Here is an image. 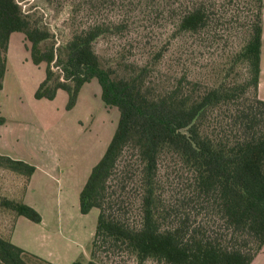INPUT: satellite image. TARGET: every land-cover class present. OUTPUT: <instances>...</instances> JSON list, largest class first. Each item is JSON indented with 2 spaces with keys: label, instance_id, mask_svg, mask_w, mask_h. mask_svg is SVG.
<instances>
[{
  "label": "trees",
  "instance_id": "16d2710c",
  "mask_svg": "<svg viewBox=\"0 0 264 264\" xmlns=\"http://www.w3.org/2000/svg\"><path fill=\"white\" fill-rule=\"evenodd\" d=\"M252 3L246 36L232 62L244 64L248 77L199 91L184 77L157 90L148 80L147 64L136 65L130 73L105 65L93 48L102 32L99 25L74 32L54 46L48 29L32 24L15 0H0V89L9 37L18 31L29 43L32 63L45 64L36 99L51 100L64 90L70 109L83 84L95 78L104 103L118 109L111 140L79 192L82 214L98 209L90 258L71 264H98L96 255L105 247L130 252L137 264L148 259L164 264H250L259 252L264 244V100L257 93L263 0ZM174 4L181 9L180 31L198 34L207 26L205 0ZM129 151L139 164L138 179L124 160ZM165 155L175 157L189 173L187 192L174 209L162 202L158 176ZM0 168L21 174L23 184L35 170L30 163L1 154ZM134 182L139 189L138 224L126 216ZM0 206L33 222L41 220L21 201L0 195ZM22 251L0 236L4 264H27Z\"/></svg>",
  "mask_w": 264,
  "mask_h": 264
},
{
  "label": "rangeland",
  "instance_id": "374dc122",
  "mask_svg": "<svg viewBox=\"0 0 264 264\" xmlns=\"http://www.w3.org/2000/svg\"><path fill=\"white\" fill-rule=\"evenodd\" d=\"M15 1L32 24L48 29L54 46L70 39L74 32L93 25L101 26L102 32L93 42L101 61L114 66L118 73H130L136 65H149L148 80L157 90L170 87L180 77L189 81V87L195 86L199 91L223 80L241 82L248 77L244 64L232 66V62L246 36L252 0H205L209 7L208 24L198 34L178 29L181 9L176 8L174 0ZM28 47L22 32L10 34L7 97L22 99L16 104L31 112V119L24 121L29 128L26 136L34 144L39 142L51 149L54 147L57 159L62 162L66 185L78 183L81 188L111 140L118 109L104 103L95 78L83 84L70 109L66 108L68 96L64 90H59L52 100L36 99L34 91L44 78L45 64H33ZM124 160H129L130 169L136 175L134 178L138 179L136 156L129 151ZM188 174L175 157L165 155L161 159L158 178L162 202L168 208L174 209L176 200L187 192ZM10 180L0 171L1 193ZM130 185L126 216L129 223L138 224L141 220L138 183ZM63 192L64 187L62 195ZM60 199L59 193L57 200ZM7 210L0 206V221L5 218L10 227L12 216L9 210L6 215ZM97 215L98 209L93 207L81 218L71 220L74 229H66L63 225L67 231L59 239L57 250L64 251L72 242L80 243L87 250V259L79 257L78 253L76 256L80 261H87ZM95 259L98 264H137L134 256L124 249L102 248ZM143 264L164 263L148 259Z\"/></svg>",
  "mask_w": 264,
  "mask_h": 264
},
{
  "label": "crops",
  "instance_id": "0c3cea01",
  "mask_svg": "<svg viewBox=\"0 0 264 264\" xmlns=\"http://www.w3.org/2000/svg\"><path fill=\"white\" fill-rule=\"evenodd\" d=\"M8 68L6 61V70L0 89V94H3L0 95V117L4 118V122L0 124V154L30 163L35 166V170L28 181L23 184L24 178L21 174L0 168L1 172L4 171L5 175L12 179L6 185V190L3 193H1L2 190L0 191V195L31 206L41 215V220L33 222L8 209L11 212L12 224L7 227L6 219H2L0 221V236L8 238L23 250L21 256L27 264H71L73 261L79 260L80 255L87 259V250L85 251L82 245L77 242H72L71 246L64 251L57 250L59 239L62 238V234L64 236L66 233L64 231L70 227L74 229V226L70 224L71 220L84 216L79 210V192L83 186L80 188L78 183L72 186L66 185L65 172L62 169V162L57 159L56 150H53L55 148L51 149L39 142L34 144L26 136V131H29V128L24 121L31 119V112L28 113L26 108L16 104V101L21 102L22 99L7 97ZM257 93L258 97L264 100V0ZM14 101L15 104H13ZM10 104L14 106H10ZM10 122L12 125H8ZM63 187L65 192L62 195ZM59 193L61 194L60 201L57 200ZM8 210L6 215L9 213ZM77 253L79 257L76 256ZM82 261L86 262V260ZM0 264L4 263L0 260ZM250 264H264V244Z\"/></svg>",
  "mask_w": 264,
  "mask_h": 264
}]
</instances>
